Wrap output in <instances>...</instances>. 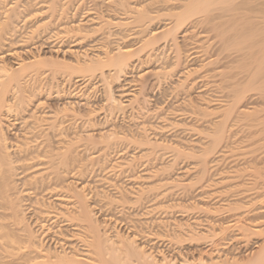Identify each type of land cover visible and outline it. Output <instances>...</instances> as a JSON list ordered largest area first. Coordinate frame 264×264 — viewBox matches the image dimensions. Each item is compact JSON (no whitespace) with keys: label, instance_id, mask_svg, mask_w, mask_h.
Returning <instances> with one entry per match:
<instances>
[{"label":"rangeland","instance_id":"obj_1","mask_svg":"<svg viewBox=\"0 0 264 264\" xmlns=\"http://www.w3.org/2000/svg\"><path fill=\"white\" fill-rule=\"evenodd\" d=\"M16 1L0 0V22L4 15L9 14V5ZM247 1L248 9L253 10V14L257 16L253 20L264 23L257 13V10L264 9V0ZM6 10H9L8 13ZM40 14L28 24L19 23L11 36L7 34L5 38L0 37V52L14 51L13 55L6 56L9 64L15 66V62L45 52L48 47L61 57V49L66 43L79 37L75 32L67 34L54 29L51 23L32 33L28 32L30 29L27 26L46 16L44 13ZM161 23L163 24L160 21L136 35L143 37L150 28L161 30ZM135 31L136 28L130 25L112 24L90 33L82 44L97 42L109 50L119 42L125 43L127 37L122 36ZM204 31L203 27L189 31L187 42H199L206 46L211 41L213 32L207 33L205 37ZM181 34L179 30L176 34L178 40ZM163 41L164 39H159L154 44L155 49L159 47L156 50L148 47L134 56L132 59L137 58V63L134 62L133 68L126 74L127 80L140 81L142 78L139 79L137 75L145 76L142 93L139 95L141 99L147 100L144 104L134 103L133 106L120 110L110 109L104 100L105 83L99 81L98 74L84 76L75 73L70 75V80H65L69 77H66L67 72L52 73L45 69L28 72L21 80L23 88L17 93L15 90L8 92L11 103L10 111L6 114L10 123L7 127L10 135L8 150L11 157H15L12 159L14 169L11 172L15 173L13 177L16 178L9 193L13 199H18L19 196L18 201L22 204L20 208L25 213L29 227L45 246L56 250H74L83 257L89 255L87 245L91 239L90 233L74 220L67 224V219L77 209L76 197L72 196L73 189L80 187H84L88 203L93 206L94 217L100 222L103 236H112L116 232L124 236H136L137 243L143 245L155 258L167 256L183 259L185 256L197 261V256L202 255L206 260L205 264H216L227 259L230 261L233 258L244 262L252 256L251 253L256 249L254 246L264 240V212L247 215L250 218L245 223L252 226L253 232L246 240L235 238V227L227 229L224 237L222 235L226 240L202 237L195 241L188 238L191 231L190 237H193L192 233L198 234L199 231L206 230L209 224L231 221L235 213L242 212L249 206L250 209L253 208L257 199L256 192H263L260 186L264 183V121L251 123V115L242 111L249 109V112H254V108H263L264 103H260V100L263 102V87L260 88V84H257L261 92L253 89L256 86L249 89L242 100L247 108L242 109L241 104H237L232 114L226 118L223 136L214 151L208 155L204 172H201L202 165L198 161V155L211 142L215 123L222 119V114L231 104V98L226 96L227 81L206 74L205 69H201L199 65L202 61L195 63L189 58H182V64L178 67L170 63L167 69L170 72L173 70L171 73L166 65L161 70L163 54H160V50L164 45H161ZM96 50L92 48L89 56L99 54ZM171 50L169 48L165 56L169 53L172 57ZM256 57H260V54H255ZM191 67L198 68V72L187 77V70L183 71ZM158 68L161 73L153 74ZM149 70L152 74H148ZM238 70L240 69H235ZM111 72L113 71H106V74ZM165 72L168 73V78ZM146 75L149 77L146 78ZM81 77L90 78L75 82ZM108 80L111 78L108 77ZM181 83L188 87H184L181 92V88L176 91V85ZM57 89L62 92L60 96L54 97ZM31 91L35 93L29 100L25 97V102L16 101L22 95H29ZM249 96L251 98L247 99ZM38 99L45 101L41 103L42 106H36ZM67 100L72 101L78 113L72 110L56 111ZM205 109L209 112H204ZM104 114H107L106 118H102ZM110 124L127 135L119 133L106 146L94 145L86 138L87 134H93L94 139H98L99 134L108 129ZM132 134L134 137H131ZM47 137H51L52 147L54 144L65 146L72 143L76 151V159L72 165L66 169L56 168L58 159L55 151H52L53 155H47ZM142 137L149 138L152 145H139L136 140H142ZM55 140L60 143L57 144ZM16 145L22 146L20 148L25 154ZM56 147L58 146L53 149L57 150ZM175 148L185 153H194V156L177 157L176 154L174 161ZM25 151H29V154ZM112 164H117V167H108ZM57 175L58 178L63 177V183L55 184L61 179L57 180ZM163 178L166 179V187H159ZM244 189L249 190L241 193ZM55 197L61 199H54ZM3 203L0 199V222L8 226L9 230H18V225L13 224L9 215V205ZM202 203L204 205L201 206ZM210 208H215V211H210ZM183 222L189 224V228L187 224V228L185 224L184 228ZM188 229L192 230L189 232ZM178 234L179 236H175ZM166 235H170L172 240H168ZM255 241L257 243H253ZM250 248L253 251H248ZM29 255L35 256L34 253ZM11 258L14 260L9 258L12 264H46L42 258L29 263L24 257L17 259V255Z\"/></svg>","mask_w":264,"mask_h":264},{"label":"bare ground","instance_id":"obj_2","mask_svg":"<svg viewBox=\"0 0 264 264\" xmlns=\"http://www.w3.org/2000/svg\"><path fill=\"white\" fill-rule=\"evenodd\" d=\"M12 3H9L10 5L8 4V8H10L9 14L4 15V19L2 18L0 22L1 38H5L4 36L7 34L11 36L12 32H15L17 29L16 27L19 23L28 24L33 18L38 17V13H44L46 16L40 21L36 20L31 26H27L30 29L28 32L32 33L39 27L48 26L51 23L55 27L54 29H59L67 34L75 32L79 37L66 43L63 49H61V57L55 55L52 49L48 47V50L45 52L30 55L27 58L15 62V66L6 61V56L13 55L14 51L6 50L0 52V199L4 202L3 204L7 203L9 205V209H11V214L9 215L14 221L13 224L18 225V228L16 227L18 230L13 231L12 229L9 230L8 226L0 222V264H12V258L14 257L11 258V256L14 255H17V259L26 258L28 263L31 260L42 258L46 264H205L206 260L202 255L197 256V261L193 257L189 259L185 256L184 258L182 257L183 259H176L175 257L169 258L167 256H161L160 259L155 258L143 245L137 243L136 236H124V234H120L119 232H116L112 236H103L100 222L94 217L93 206L88 203L87 194L84 193V187L73 189L72 196L76 197L77 209L67 219V224L74 220L77 225L90 233L91 239L87 245L89 247V255L83 257L78 255L74 250L67 251L64 248L56 250L50 246H45L42 240L34 234V230L29 227L30 225L25 217V213L20 208L22 204L18 201L19 196H17L18 199L16 197L14 198L17 200L15 201L11 197V193H9V190L12 188V183L16 182V178L13 177L15 173L11 172L14 169V160L12 159L15 157L12 158L13 156L11 157V152L8 150L10 146V135L7 127L10 123H8L6 114L11 108L8 92L15 90L17 93L21 90L23 88L21 80L28 72L45 69V71L52 73L57 71L67 72L66 77H69L65 80H70V75L75 73H81L84 76L98 74L100 76L99 81L105 83L106 93L104 100L110 109L118 108L120 110L128 106H133L134 103L144 104L147 100L144 98L141 99L139 95L142 93V83L144 82L145 76L142 77L143 74L137 75L139 79L142 78L140 82L136 79L127 80L126 77L128 76L126 74L137 63L135 62L137 58L132 59L134 56L148 47L156 50L159 47L155 49L154 44L159 39H164L161 44L164 45L160 50V54H163V62L160 64L161 70L165 69V65L167 69L170 63L173 64L172 66L178 67L181 61H183L182 58L184 60H188L189 58L190 61L195 63L202 61L199 65L201 69H205L204 72H207L206 74L209 73L212 76L219 77L222 81H227L226 87L228 91L226 92V96L231 98V104L222 114V119L215 123L211 142L198 155V161L202 165L201 172H204L208 155L214 151V148L223 136L226 118L232 114L237 104H241L240 107L242 109L247 108L242 100L245 99L246 92L249 89H252L253 86H256L253 89H258L260 92V88L263 87L264 89V23L253 20L257 16L253 14V10L250 11L248 9L247 5L249 2L247 0L238 2L235 0H17ZM21 13L22 15H20ZM257 13L264 21V9L257 10ZM160 21L163 22V24L161 23V30L157 31L154 28H150L143 37L136 35L137 33L146 31L150 26L157 25ZM112 24L118 26L130 25L134 29L136 28L137 31L122 36V38L127 37L128 42H126L127 40L125 43L123 42L124 44L119 42L113 49L109 50L97 42L91 45L82 44L83 39L87 35L98 32ZM198 27L205 28V37L207 33L213 32L211 41L206 46H203L199 42H187V34L189 31L192 32ZM179 30L182 33L179 37L180 40H178V36L176 35ZM60 42L62 41L60 40ZM92 48L97 49L96 51L99 54L93 53L92 56H89ZM169 48L172 49V57L169 56V53L165 56ZM258 53L260 57L255 58V54ZM197 65L193 64V66ZM108 68L110 70H107ZM236 68L240 70L235 71ZM160 69H156L153 74H159ZM195 69L196 67H191L190 69L185 68L183 72L187 70L186 76L188 77L191 73L198 72V68ZM106 71L113 72L107 75ZM147 72L148 70L144 73ZM168 72L171 73L173 70L171 72L168 70ZM165 73L166 78H168V73ZM148 74H152V72L149 70ZM108 77L111 80H108ZM147 77L149 75H146ZM84 79V77H81L76 79L75 82L84 81ZM112 83L114 84L113 86ZM257 84H260V88H258ZM184 87L188 86L181 83L177 84L175 88L176 91L181 88L182 90H178L181 92ZM55 92L54 97L60 96L59 94L62 91L61 89H57ZM34 93L31 91L27 96L21 94L22 96L16 101H19L18 103L25 102L24 98L27 97L29 100L30 96H33ZM262 95L263 98L259 96L263 99V102L260 100V103H264V94ZM250 98L249 96L247 99ZM43 102L45 101L38 99L36 106L39 107V104L42 106L41 103ZM61 105L56 111L72 110L78 113L75 110L76 106L72 104L71 100H67ZM262 107L259 109L254 108L259 112L256 110L249 112V109L248 111H242H245L246 115H251V123L252 121L261 122L264 121V104ZM207 109L204 112L208 113L209 110L207 111ZM106 116L107 114H104L102 118H106ZM107 127L108 129L99 134L98 139H94L93 134H87L86 138L94 145L103 144L106 146L109 144L110 139L112 137H118L119 133L125 136L127 135L124 131L116 130L113 124ZM131 137H134V135L132 134ZM50 138H46V149L49 148L47 155L52 153V151H57L56 153L54 152L58 159L56 168L66 169L76 159L74 146L72 143L59 146L55 145L53 141V144L58 146L56 147L57 150H54L53 147L55 146L53 145L52 147V140ZM142 138V140H136L139 145H152L149 138ZM58 143L60 142L58 141ZM20 147L22 146H18V148ZM178 148L174 149V161L176 160V154L177 157L181 155L194 156V153H185ZM16 161H18V158ZM108 167H117V164H112ZM59 175L56 176L57 180L61 178V176L58 178ZM61 179L55 184L63 183L64 180ZM158 186L166 187V179L163 178L160 180ZM260 188H262L263 192H256L257 199L254 202L255 206L253 208L250 209L249 206L246 210L235 213L231 221L209 224L207 228L205 227L206 230L199 231L198 234H195L197 232L192 233L193 237H190L192 232L190 230L192 229H188L190 235L186 236L195 241L202 237H215V239L226 240L223 238L225 231L235 227L236 230H234L237 231L235 238L242 241L245 238L247 239L248 235L253 232L252 226L245 223V220L250 218L247 215L250 213L259 214L264 212V183L263 185L261 184ZM248 190L244 189L241 193H246ZM59 198L55 197L54 199ZM176 204L179 203L177 202ZM202 205L204 204L202 203ZM214 209L211 210L210 208L209 210L215 211ZM207 212L209 211L207 210ZM184 224L185 222L182 224L183 227ZM186 224V228L187 225L189 228L190 225ZM175 236H179V234ZM166 237L168 240H172L170 235H166ZM253 243L257 242L255 241ZM260 243L254 244V249L256 247L255 251L252 248L248 250L253 251V254L250 252L252 256H248L249 258L247 257L248 259L246 258L247 260L245 259L246 261L244 262L230 258V261L228 259L227 261L222 260L216 264H264V240ZM24 248L28 250L22 251ZM30 253H34L35 256H30ZM9 258L12 260H9Z\"/></svg>","mask_w":264,"mask_h":264}]
</instances>
